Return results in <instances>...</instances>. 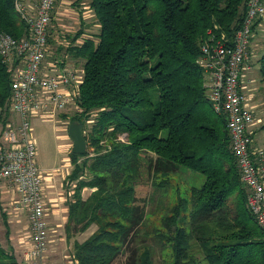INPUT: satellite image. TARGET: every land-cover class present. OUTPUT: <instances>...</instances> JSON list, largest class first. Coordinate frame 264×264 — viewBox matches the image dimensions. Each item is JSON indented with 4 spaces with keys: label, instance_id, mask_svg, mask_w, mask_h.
<instances>
[{
    "label": "trees",
    "instance_id": "obj_1",
    "mask_svg": "<svg viewBox=\"0 0 264 264\" xmlns=\"http://www.w3.org/2000/svg\"><path fill=\"white\" fill-rule=\"evenodd\" d=\"M86 1L76 10L82 28L61 38L54 33L58 47L45 56L59 69H77L81 78L67 123L82 125L87 152L69 154L65 181L74 188L65 237L94 230L73 241L70 256L77 264H114L128 253L125 264H152L150 247L136 246L146 217L136 187L146 181L166 193L175 177L185 180L186 189H172L175 204L164 218L170 264H199L192 242L203 264H264V234L247 207L225 120L207 100L196 64L208 32L230 46L247 0ZM14 3L0 0V34L19 39L26 27ZM87 13L98 28L95 38L84 32ZM257 63L264 83V43ZM9 96L10 75L0 59L1 124ZM3 224L6 239L5 218ZM0 264L19 262L0 245Z\"/></svg>",
    "mask_w": 264,
    "mask_h": 264
},
{
    "label": "built area",
    "instance_id": "obj_2",
    "mask_svg": "<svg viewBox=\"0 0 264 264\" xmlns=\"http://www.w3.org/2000/svg\"><path fill=\"white\" fill-rule=\"evenodd\" d=\"M57 0H15L14 10L26 27V35L13 38L0 34V59L10 75L9 120L0 124V182L11 184L18 194L17 208L28 221L26 248L20 264H45L47 224L42 181L36 162L31 133L32 115L54 119L72 111L80 84L77 69L50 65L43 72L48 28ZM242 24L227 47L225 38L208 32L196 64L202 70L206 97L216 115L222 116L228 131L231 152L242 184L247 188L246 203L264 234V148H254L249 128L254 123L244 90L250 81V52L253 28L264 22V0H247ZM247 82L244 85V82ZM66 129L69 123L63 121ZM65 264H77L70 256Z\"/></svg>",
    "mask_w": 264,
    "mask_h": 264
},
{
    "label": "rangeland",
    "instance_id": "obj_3",
    "mask_svg": "<svg viewBox=\"0 0 264 264\" xmlns=\"http://www.w3.org/2000/svg\"><path fill=\"white\" fill-rule=\"evenodd\" d=\"M58 2L59 1L57 0L55 4L56 8ZM69 3L71 4L70 5L71 10H73L74 13L71 21L73 22L77 21L76 10H78L79 8H84V7L86 8L87 1L77 0L75 2V0H69ZM34 4H35V0H31V6ZM55 7L53 10L52 19L54 18L55 15ZM88 14L89 13H87V16L85 17L86 18L85 20L87 22L85 28H87V30L84 29V32H86L87 36H91V38H95L98 33V28L95 26V24H92L91 21L89 23ZM56 29L60 30L61 28L57 27ZM73 30H75V28ZM65 34L66 32H62L60 36L64 37ZM263 43H264V22L258 27L251 42L250 52L252 54V59L250 63H251L252 71L251 74L248 76V78H246V80L248 79L250 83L247 84L246 81L244 82V85L247 84V87L244 90L245 97L247 98V105L249 103L251 107H256L255 110L260 111L261 114L260 117L262 118L261 119L262 121L261 124H259L261 127L260 130L257 132L255 141L257 140L259 143V139H263V141L261 142L262 145H264V83H261L259 81V76L257 72L258 71L257 60L262 54ZM70 112L72 111L67 110L64 113H60L59 116L54 117L55 120L54 119L49 120L48 118H43L38 120H32L30 122L31 133L36 147V154H37L36 162H37V166H39L41 180L42 178L47 177L46 175H43L44 174L42 173L43 170H49V171L50 169L59 170L57 172V176L54 178L53 183L54 185L60 184L62 189L57 188V190L63 191V193L65 192L66 189L65 188L66 177L64 181H62V177L66 175L68 176L71 170V165L69 161L70 150L69 152L67 151L65 152L64 149L66 145H70V149H71V143L67 137V133H66L67 129L65 123L62 120L63 119L62 117H65L64 118L65 122L69 121ZM161 136L164 138L165 133H162ZM186 176L187 179L192 177V175L190 174H186ZM183 183H185V180L182 181L179 178L170 177V183L166 186V193L155 191L151 186V183H148L146 181L141 182L136 187L135 197L137 199V205L143 208L146 216L144 224L139 231V238L136 239L137 242L136 246L138 247L140 242H144L145 245H148L150 247L152 254V259H151L152 264L171 263V252L170 249H168L167 242L165 241V236H164V235L166 236L168 235L167 229L165 228L164 218L167 214H170V209L175 204V200H174L175 197L172 193V189H174L176 186H179L181 188V191L183 189H186L185 188L186 186ZM0 185L1 188L3 186L4 190L6 189L9 191L7 199L10 200L6 204V207H3V204L0 202V211L5 208L7 209L10 208L11 212H13V209L15 212V208H17L18 206L17 205L18 202L17 200L19 199L18 194L15 192V189L11 184L3 183ZM21 218L23 219V221H26V216L24 214L21 215ZM93 230L94 229H91L89 232L85 233L82 236H76L70 241L61 240L60 236L54 238L56 239L55 243L47 244L46 254L50 251H53V254H55L54 256H57V258L59 259V261L56 262V264H65L70 258L69 254H71L72 251L73 241H75V239H78L79 241L85 239L87 236H89L90 232H92ZM1 231L2 229L0 226V236L3 237ZM155 234H158V236H156ZM159 236H162V245L158 242ZM47 239L49 243L48 225H47ZM192 253L194 258L199 262V264H203L200 252L194 242H192ZM128 255L129 254L126 253V255L120 257L118 261L114 262V264H125ZM46 263L50 264L48 260L45 261V264Z\"/></svg>",
    "mask_w": 264,
    "mask_h": 264
},
{
    "label": "crops",
    "instance_id": "obj_4",
    "mask_svg": "<svg viewBox=\"0 0 264 264\" xmlns=\"http://www.w3.org/2000/svg\"><path fill=\"white\" fill-rule=\"evenodd\" d=\"M58 5L57 8L55 7V15L53 18L54 23L52 24L50 28V33L53 35L54 33L59 32V37L62 32H66L69 34H75L76 31L79 30V28H82V25H80L79 21H71L72 16L74 15L73 10H71V4L69 3V0H58ZM77 0H75L76 2ZM77 17V16H76ZM66 20V21H65ZM61 28L60 30L56 28ZM75 28V30H73ZM53 32V33H52ZM71 32V33H70ZM59 37L54 34V36H51L52 43L50 44V47L48 48V52L46 55L53 53V47L57 48L58 47V40ZM61 38V37H60ZM251 48V46H250ZM48 57L45 58L43 62V72L42 73H51V71H48V67L53 64H57L58 61H49L47 59ZM52 58V57H51ZM60 67V66H59ZM248 106L251 108L253 112V118H254V123L253 125L249 128L248 132L251 135L252 142H253V147L254 148H264V145L261 144L263 139H259V143L256 140L255 137L257 135V132L260 130V125L261 124V117H260V111L255 110L256 107H251L248 103ZM38 119H43L39 115H32L30 122L32 120H38ZM7 120H9L12 124L17 125L18 124V118L17 116L9 113ZM70 150V145H66L64 151L69 152ZM69 167V166H67ZM66 167V168H67ZM39 168V166H38ZM40 171V170H39ZM59 170L57 169H50L49 170H43L42 173L43 175H46L47 177L42 178V195H43V200H44V205H45V213H46V221L48 225V235H49V243L52 244L55 243L56 237L60 236L61 240L67 241L65 237V225L67 222V203L70 200V197L73 194V185H67L65 186V192L63 191H58L57 188H61V185H54V178L57 176V172ZM63 176V175H62ZM66 176L62 177V181H64ZM0 184H3L0 183ZM64 185V184H63ZM62 189V188H61ZM9 194L8 190H4L3 186L1 188L0 185V202L3 204V207H6V204L10 201L7 199V196ZM87 195V192H84L82 194V197L85 198ZM45 198V199H44ZM3 200V201H2ZM12 202V201H11ZM10 202V204H11ZM25 215L23 210L13 209V212L10 211V208H5L0 211V226L2 229V235L3 237L0 236V245H2L3 248L7 249L10 248L14 256L17 258V261L20 262L23 259L24 253H25V248H26V238L28 235V221L26 217V221H23L21 218V215ZM3 218H5L9 233L8 237L5 239V229H4V224H3ZM53 251H50L46 254L45 261H49L50 264H56V262L59 261L57 256H54ZM70 256V254H69ZM47 264V263H46Z\"/></svg>",
    "mask_w": 264,
    "mask_h": 264
},
{
    "label": "water",
    "instance_id": "obj_5",
    "mask_svg": "<svg viewBox=\"0 0 264 264\" xmlns=\"http://www.w3.org/2000/svg\"><path fill=\"white\" fill-rule=\"evenodd\" d=\"M66 133L71 143L70 154L85 155L87 150L83 137L82 125L77 122H70L67 126Z\"/></svg>",
    "mask_w": 264,
    "mask_h": 264
}]
</instances>
